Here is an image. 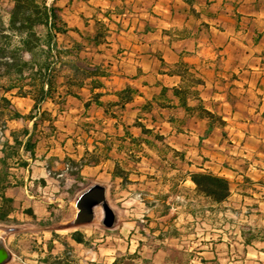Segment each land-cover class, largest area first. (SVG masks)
<instances>
[{
	"label": "rangeland",
	"instance_id": "obj_1",
	"mask_svg": "<svg viewBox=\"0 0 264 264\" xmlns=\"http://www.w3.org/2000/svg\"><path fill=\"white\" fill-rule=\"evenodd\" d=\"M118 1L62 0L57 3L59 19L71 32L70 36L83 44L76 62L80 68L94 74L100 68L108 75L110 65L106 63L111 62L108 45H113L109 43L110 32H124L118 23L121 19L118 12L128 11L126 6L120 7ZM111 4L117 9L112 10ZM12 9L10 3L0 0V14L6 15ZM95 19L101 26H97ZM253 29L256 33L263 31L264 24L255 23ZM76 30L80 36L74 33ZM101 33L103 37L93 42ZM262 37L263 34L258 41L247 39L253 47L247 65L222 71L217 90L199 93L201 85L197 84L201 79L191 73L185 75L182 90L188 91V106L189 100L196 103L189 113L201 124L199 128V124L194 126L198 131L196 135H203L208 124L213 126L212 134L207 136L209 143L202 147L205 157L197 154L200 143L194 140L197 156L188 160L186 154L169 147V142L156 129L152 130V135L144 136L141 129L135 128L138 120L133 116L139 110L143 113V107L153 101L146 98L139 101L136 96L132 104L121 108L116 106L118 101L105 98L103 106L99 107L94 101L88 102V94L76 87L78 83L68 81V73L60 72L56 81L59 92L64 94L71 90L83 97L71 102L65 97L57 107L45 104L43 110L51 115L44 118L45 123H39L37 138L43 152L49 148L51 156L62 158L69 154L75 157L73 160H84L85 167L80 172L76 169L68 172L65 163L70 158L66 157L62 164L52 165L46 172L43 167L32 164L33 181L25 171L14 173V182L31 183L27 192L43 203L34 207L38 211L37 218L52 219V222L47 227L38 226L22 214L23 208L33 210L32 205L26 204L18 207L17 224L0 223V242L11 254L7 264H264V245L247 248L241 239L242 232L264 227ZM59 43L70 46L63 37ZM105 81L100 79L103 86ZM90 86L92 82L87 81L84 89L89 90ZM131 88L142 95L140 88ZM105 89L114 93L118 88L107 85ZM157 91L161 94L163 90L157 88ZM170 92L166 96L172 98ZM204 95L215 97L216 101L203 102L199 96ZM16 99L13 100L15 110L28 116L33 102ZM170 106L174 105L157 106L153 102L150 112L143 114L157 123L156 118L160 116L155 110ZM140 123L146 128L152 125ZM23 126L25 124L15 123L11 129L19 130ZM82 135L86 139H82ZM158 136L163 141H157ZM146 140L152 147L144 144ZM64 145L67 152L63 150ZM75 146L80 148L73 153ZM197 172L227 179L231 184L230 199L210 209L212 204L198 197L195 186L190 183V173ZM117 175L120 177L116 178ZM93 186L107 189L109 206L116 215L112 229L103 226L100 208L96 209L94 223L71 226L77 215V199ZM12 191L25 197L23 188ZM59 199L63 205L56 203ZM75 233L82 234L85 244L73 241Z\"/></svg>",
	"mask_w": 264,
	"mask_h": 264
},
{
	"label": "crops",
	"instance_id": "obj_2",
	"mask_svg": "<svg viewBox=\"0 0 264 264\" xmlns=\"http://www.w3.org/2000/svg\"><path fill=\"white\" fill-rule=\"evenodd\" d=\"M118 2L121 3L119 6H126L128 11L118 12L121 14L118 23H121L124 32L119 31L115 34L110 32L109 43L113 44L108 45L111 51V62L106 63V66L110 65V70L107 71L103 89L92 92L90 86L89 90L82 89V92L88 94V102H93L94 97L99 93L103 95L101 102L105 98L119 102L118 95L127 87H138L143 95L138 97L139 101L146 98L157 106H176L175 109L155 110L160 116L156 118L157 123H153V118L146 116L140 110L133 118L144 124H152L147 125V128L156 129L169 142V147L186 154L187 160L189 157L195 158L197 154L205 157L202 147L204 143H209L207 136L212 134L210 131L213 126L208 124L203 135L197 136L198 131L194 126L199 124L197 127L199 128L201 124L196 117L185 109H181L179 100L159 94L157 88L171 92L175 89H184L185 81L177 75L178 71H184L187 75L191 73L192 76L201 79L203 85L199 87V93L204 90H217L222 71L247 65L253 48L247 39L258 41L262 34L264 38V30L256 33L253 29L255 23L264 24V0H119ZM111 5L112 10L117 9L114 4ZM107 85L117 86L118 89L112 93L105 89ZM76 95L83 97L79 92ZM199 97L203 102L216 101V98L212 96ZM66 99L68 102L79 101L75 97ZM50 104L47 105L51 106ZM195 104L189 100V107H195ZM153 116L156 117V113ZM158 121L161 123L158 124ZM15 123L21 124L11 122L6 133L7 138L11 133L18 131L11 129ZM82 139H86L84 135ZM194 140L200 143L197 154L193 149ZM97 145L96 143L95 147ZM63 148L67 152L66 145ZM77 148L80 147H72L73 153H76ZM41 149L43 148L39 142L36 159L33 161L28 154H25L27 168L14 170V172L25 171L28 178L33 181L32 164L43 167L46 172L50 166L62 164L66 157L75 158L69 154H66L64 158L53 157L49 148L44 152ZM2 159L3 152L0 146V174L3 171ZM192 162L193 160H190V163ZM203 168L206 169L205 166ZM41 178L44 182L46 181L44 177ZM190 183L194 187L191 180ZM30 186L31 183L25 185L15 183L3 195L15 209V216L20 214L19 206L30 204L33 206L35 223L41 227L48 226L52 219L42 221L37 218L38 211L34 207L43 203L27 192ZM20 188L26 191L23 198L17 196V193L13 194L14 191H12ZM58 201L64 204L60 199L56 200V203ZM24 210L26 209H22L23 215Z\"/></svg>",
	"mask_w": 264,
	"mask_h": 264
},
{
	"label": "trees",
	"instance_id": "obj_3",
	"mask_svg": "<svg viewBox=\"0 0 264 264\" xmlns=\"http://www.w3.org/2000/svg\"><path fill=\"white\" fill-rule=\"evenodd\" d=\"M6 1L13 6V9L6 15L0 14V146L3 152L1 162L3 171L0 174V223L17 224L19 221L15 218L16 211L3 194L16 183L14 170L27 168L25 154H28L33 161L36 159L39 123L43 121L45 123L44 118H50L51 115L50 112L43 110L44 105L51 103L57 107L65 97L80 99L71 90H67L64 94L59 92L56 81L60 72L68 73V81L74 85L78 83L76 87L80 90L84 89L87 81H91L92 92L103 89L100 79H105L106 75L100 68L94 74L89 69L77 66L76 62L83 51V44L70 36L71 32L59 19L57 3L62 0ZM95 23L101 26L96 19ZM74 33L81 35L77 30ZM61 37L69 42V47L60 45ZM102 37L101 33L90 39L96 42ZM177 75L185 80V72H177ZM197 85H202V82H198ZM167 92L169 90L163 89L161 95L166 96ZM172 94L179 100L181 109L192 112L188 106V91L175 89ZM118 96L119 102L116 106L124 108L125 105L134 102V97H139V91L127 87ZM102 97V94H97L93 100L99 107L103 106ZM16 98L33 102V109L28 116H23L15 110L13 100ZM89 104L86 106L89 107ZM152 105L153 102H148L142 109L143 113H149ZM169 109H175V106H170ZM206 115L212 118L210 113L206 112ZM11 122L23 123L25 126L11 133L7 138L6 133ZM28 124L32 127L27 126ZM135 128L141 129L144 136L153 133L139 121ZM156 139L163 141L160 136ZM144 144L152 147V143L148 140ZM83 161L67 159L65 164L68 172H73L75 169L80 172L85 167ZM118 177L120 176L117 175L116 178ZM190 180L195 186L197 196L212 204L210 209L222 206L231 197V184L225 178L197 172L190 174ZM24 215L35 221L33 210H26ZM56 237L59 239V236ZM72 239L77 244H85L81 233H75ZM241 239L247 248L264 245V227L242 232Z\"/></svg>",
	"mask_w": 264,
	"mask_h": 264
},
{
	"label": "water",
	"instance_id": "obj_4",
	"mask_svg": "<svg viewBox=\"0 0 264 264\" xmlns=\"http://www.w3.org/2000/svg\"><path fill=\"white\" fill-rule=\"evenodd\" d=\"M103 212L102 224L107 229H112L116 223V215L109 206L107 189L102 186H93L83 193L76 201L77 215L73 227L90 225L95 222L96 209ZM11 260V254L0 242V264H7Z\"/></svg>",
	"mask_w": 264,
	"mask_h": 264
},
{
	"label": "bare ground",
	"instance_id": "obj_5",
	"mask_svg": "<svg viewBox=\"0 0 264 264\" xmlns=\"http://www.w3.org/2000/svg\"><path fill=\"white\" fill-rule=\"evenodd\" d=\"M97 211V210H96Z\"/></svg>",
	"mask_w": 264,
	"mask_h": 264
}]
</instances>
